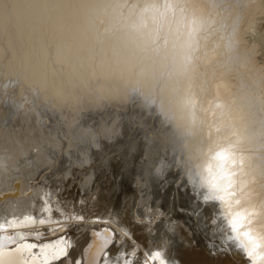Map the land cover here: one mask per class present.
<instances>
[{"label":"clouds","instance_id":"clouds-1","mask_svg":"<svg viewBox=\"0 0 264 264\" xmlns=\"http://www.w3.org/2000/svg\"><path fill=\"white\" fill-rule=\"evenodd\" d=\"M0 219V264L44 230L48 264H264V0H0Z\"/></svg>","mask_w":264,"mask_h":264},{"label":"bare ground","instance_id":"bare-ground-1","mask_svg":"<svg viewBox=\"0 0 264 264\" xmlns=\"http://www.w3.org/2000/svg\"><path fill=\"white\" fill-rule=\"evenodd\" d=\"M95 211L96 210H94V213H95ZM97 213L94 214V216L96 218H99ZM0 223H4V221L2 219H0ZM95 224L97 226H107V227H112L113 226L112 224H108V225L101 224L100 219L95 220ZM119 225L128 227L129 231H130V236L129 237L133 239V240L131 239L132 241L135 240V242H133L134 243L133 244L130 241L129 237L125 238V244L127 246L126 249H125L126 251L134 248L135 247V243H136V245L138 244V246H144L145 249H146V237H145V234L141 231L139 226L135 225L132 222L130 224H122L120 221H119ZM73 235L75 236V233H73ZM59 239H60L59 233L51 232V231H48V230H44V231H41V232H35L34 231L30 235L24 237V240H25L26 243L27 242L35 243L36 251H38L40 253V255L37 257V264H48V262L50 260H48L46 258V254H45L46 250L49 249L51 247V245H53ZM116 240H117V242L119 241V234H116ZM87 241H88V237L85 236L83 243H86ZM4 243H5V241L3 239L0 240V246H3ZM8 243H15V241L9 240ZM120 246L123 247L124 245H120ZM112 249L113 250L117 249V243H113ZM185 252H186L185 255L183 253V255L180 256V258L183 261V264H205V262L208 259L206 256H204L203 250L197 251L194 248V250H191V251L187 250ZM72 255H75V253H73ZM202 256H203V258H202ZM58 264H64V261L61 260V261L58 262ZM141 264H143V260H141Z\"/></svg>","mask_w":264,"mask_h":264},{"label":"rangeland","instance_id":"rangeland-1","mask_svg":"<svg viewBox=\"0 0 264 264\" xmlns=\"http://www.w3.org/2000/svg\"><path fill=\"white\" fill-rule=\"evenodd\" d=\"M127 187V186H126ZM129 191L131 190V189H128ZM163 196H164V204L162 205V207H166L169 203H172L173 205H178L179 207H186L187 206V203H186V201H184V199H183V193H180V192H174L173 191V189H171V188H169L168 189V191L166 192V193H164L163 194ZM101 199L103 200L104 199V197L102 196L101 197ZM115 202V204H116V206L117 207H119V204H120V200L117 198L116 199V201H114ZM94 210H96L95 211V213H94ZM93 211H92V214L94 215V214H96L97 213V215L99 216L100 215V213H99V210L98 209H94ZM177 218L178 219H181V220H185V222L187 223V220L189 219V218H187L186 216H184L183 214H181V213H179V212H177ZM122 218V219H121ZM99 218H96V220H98ZM117 219V221L119 222H121L122 224H130L131 222L132 223H134L133 222V220L131 219V218H129V217H127V216H125V217H117L116 218ZM120 219V220H119ZM37 235V234H36ZM35 235V236H36ZM129 239H130V241L133 243V242H135V240L134 241H132L133 239L132 238H130L129 237ZM132 239V240H131ZM191 239H197L198 240V243H197V247H200V245H202L203 243V241L202 240H199L196 236H195V234L193 235V237L191 238ZM189 243H191V241H189ZM134 244V243H133ZM141 245V244H140ZM136 246H138V244L136 245V243H135V247ZM134 247V248H135ZM133 249V248H132ZM191 250H194V248L193 249H191ZM191 250H188V251H191ZM180 252H182L181 253V255H183V253H184V255L186 254V252L185 251H187V249H180L179 250ZM204 256H205V254H204ZM202 258H203V256H202Z\"/></svg>","mask_w":264,"mask_h":264},{"label":"snow or ice","instance_id":"snow-or-ice-1","mask_svg":"<svg viewBox=\"0 0 264 264\" xmlns=\"http://www.w3.org/2000/svg\"><path fill=\"white\" fill-rule=\"evenodd\" d=\"M62 249L58 247H50L49 249L46 250V258L48 260H52L55 257H58L59 255L62 254Z\"/></svg>","mask_w":264,"mask_h":264},{"label":"water","instance_id":"water-1","mask_svg":"<svg viewBox=\"0 0 264 264\" xmlns=\"http://www.w3.org/2000/svg\"><path fill=\"white\" fill-rule=\"evenodd\" d=\"M0 240H2V239H0ZM4 240V239H3Z\"/></svg>","mask_w":264,"mask_h":264}]
</instances>
